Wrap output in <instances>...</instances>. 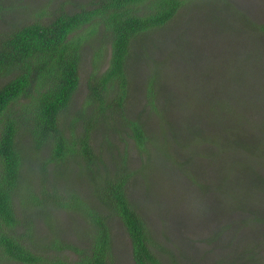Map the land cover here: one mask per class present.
I'll return each instance as SVG.
<instances>
[{"label": "rangeland", "instance_id": "rangeland-1", "mask_svg": "<svg viewBox=\"0 0 264 264\" xmlns=\"http://www.w3.org/2000/svg\"><path fill=\"white\" fill-rule=\"evenodd\" d=\"M88 1L0 0V36L13 26L27 22L31 14L37 17L34 13L40 9L48 12L62 8L71 13L81 7L88 8ZM178 16L166 29L148 32L134 43L127 65L130 117L137 116L143 124L149 136V154L136 146L130 127L120 124L113 127L111 124L108 128L99 123V129L90 132V142L94 151L101 153L98 162L102 159L107 171L113 172L120 165L132 172L126 183L128 198L138 207L156 244L154 251L164 264H264V223H256L243 212L255 203L263 210L257 215L264 218V195L260 190L253 193L246 190L245 182L232 184L231 181L225 193L221 192L217 186L219 172L209 169L206 160L195 156L193 150H203L209 145L203 143L196 147L202 140L201 132L237 136L235 125L224 117L227 113L220 116V121L215 120L225 108L215 103L219 96L208 102V98L213 99L219 93L203 90L199 81L202 78L209 82L208 88L216 82L224 86L222 96L226 106L234 104L239 110L236 113L243 117L244 123H241L251 126L254 133L256 125L264 123V28H260L264 25V0H189ZM41 21H50V18ZM83 46L80 85L62 117L64 120L86 110L82 109L87 99L86 82L92 74L108 66V45L96 44L93 40ZM97 47L102 48L101 60L94 56ZM151 76L155 77L158 93L150 105L145 87ZM6 79L0 77V84ZM241 97H245L247 104L240 102ZM26 101V97H21L18 103L23 105ZM79 123L75 132L82 131ZM179 131H185L186 137L181 138ZM180 142L183 147L178 153L175 150ZM184 145L194 153L184 152ZM224 146L230 153L225 155L232 162L235 158L247 162L248 157L243 156L246 153L232 150L227 142ZM45 152L42 154L46 155ZM25 153L29 154L28 148ZM172 153L185 163H171L167 156ZM35 157L25 160L22 188L27 193L26 187L31 186L41 197V172L35 166ZM258 160L262 159L249 158L248 162L254 164ZM46 169L49 177L44 181L48 190L54 184L65 186L84 200L93 201L90 183L81 177L80 169L77 171V158L70 159L67 168L49 164ZM56 169H60V175L52 176ZM209 171L216 174H207ZM224 172L220 168V173ZM189 175L201 185L191 184ZM242 177L247 180V176ZM22 197L16 198V213L22 218L31 215L39 250L50 243L49 239L57 237L60 242L76 243L89 252L95 235L89 218L71 209L51 205L40 208ZM107 221L112 263L135 264L124 223L114 213H109ZM16 231L21 232L20 227ZM44 252L50 259L67 264H77L80 259L76 251L65 247H45ZM0 264L20 263L0 259Z\"/></svg>", "mask_w": 264, "mask_h": 264}, {"label": "trees", "instance_id": "trees-1", "mask_svg": "<svg viewBox=\"0 0 264 264\" xmlns=\"http://www.w3.org/2000/svg\"><path fill=\"white\" fill-rule=\"evenodd\" d=\"M187 1L189 0H89L88 8L81 7L71 13L62 8L50 9L48 12L40 9L34 13L38 14L37 17L31 14L27 22L21 26H13L1 34L0 77H7L0 84L1 260L20 264H67L60 259H50L44 252L45 247H65L76 251L80 256L77 264H113L107 218L109 213H114L120 217L129 234L134 263L164 264L154 251L156 244L138 207L128 198L126 183L132 172L120 165L113 172L107 171L102 159L98 162L101 153L94 151L90 140L91 131L99 129V123L108 128L111 124L112 127L117 124L129 126L136 146L149 154V136L137 116L130 117L131 110L128 107L130 81L127 65L130 52L134 43L142 40L148 32L166 29L168 24L177 20ZM44 18H50V21L42 22ZM222 23L225 27L228 26L227 22ZM251 24L248 23V26ZM260 28H264V25H260ZM93 40L96 44L101 42L108 45V66L102 72L92 74L86 82L87 99L82 107L86 110L75 112L74 116L64 120L62 117L70 108L80 85L83 45H89ZM100 50L102 48L97 47L94 56L101 60ZM241 74L240 71L239 76ZM199 81L203 90H216L219 93L213 99L207 97L208 102H211L219 96L215 103L220 108H225L215 120L220 121V116L227 113L224 117L235 125L234 133L237 136L232 138L223 137L218 132H201L199 135L202 140L196 147H201L203 143L209 145L199 151L193 148L195 156L202 157L209 169L219 172L217 186L221 192L225 193L228 181H231L232 184L245 182L246 190L251 193L260 190L264 195V123L262 126L256 125L254 133L251 126L243 124V117L236 113L239 110L234 104L226 106L222 96L225 91L223 85L212 80L211 84L214 85L208 88L209 82L204 78ZM155 87V77H152L145 87L150 105L154 103L155 93H158ZM21 97L27 99L23 105L18 103ZM241 98L240 102L247 104L245 97ZM214 112L216 114V109ZM78 121L82 131L75 132ZM178 133L181 138L186 137L185 131ZM224 142L232 150L246 153L243 156L248 157L247 162L238 158L232 162L225 155L229 151H226ZM182 147L180 142V147L175 152L179 153ZM27 148L28 155L25 153ZM191 151L184 145V152ZM44 152L46 155L42 154ZM174 154L166 155L167 159L173 164L183 165L185 162L178 161ZM32 156L38 157L34 161L41 172V197L36 195L31 186L26 187L27 193L22 188L25 181L22 175L23 165ZM255 157L262 160L254 164L248 162L249 158ZM74 158H77V171L80 169L81 177L90 183V198L93 201L84 200L76 191L67 190L65 186L53 183L51 190L45 187L44 180L49 177L46 166L53 164L67 168L70 159ZM220 168L224 169L223 174L220 173ZM207 174L216 173L209 171ZM56 175H60V169H56L52 176ZM242 175L247 176V180L244 181ZM189 177L191 184L201 185L195 177ZM17 197L27 199L40 208L51 205L53 208L71 209L89 218L95 232L89 252L76 243L60 242L57 237L49 239V246L44 244L43 249L39 250L41 247L35 240L38 235L31 215L24 218L17 216ZM250 207L243 211L247 218L256 223H264V218L257 215L263 210L255 203ZM40 214L47 217L45 213ZM18 227L21 229L19 233L16 231Z\"/></svg>", "mask_w": 264, "mask_h": 264}]
</instances>
